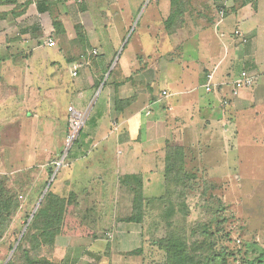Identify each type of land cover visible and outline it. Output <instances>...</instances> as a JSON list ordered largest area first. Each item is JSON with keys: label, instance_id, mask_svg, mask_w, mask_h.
I'll return each instance as SVG.
<instances>
[{"label": "crops", "instance_id": "0c3cea01", "mask_svg": "<svg viewBox=\"0 0 264 264\" xmlns=\"http://www.w3.org/2000/svg\"><path fill=\"white\" fill-rule=\"evenodd\" d=\"M145 1L0 0V80L5 82L8 106L12 102L9 108L16 98L28 97L20 90L25 88L23 83L34 84L43 99L48 83L52 88L59 78L68 82L62 77L65 73L73 74L77 84L74 89L67 85L63 92L70 91V104L87 108L95 100L90 118L98 121L93 127L89 122L91 133L82 137L90 152L67 163L69 174L54 187L61 189L58 185L63 183L62 191L74 196L75 209L84 205L91 213L105 209L115 213L103 222L106 231H91L86 237L58 236L52 264H120L124 258H128L125 264H142L138 252L144 242L143 223L127 221L134 209L135 184L130 179L142 180L145 201H162L166 146L210 145L212 130L222 121L218 106L226 114L228 107L238 111L250 101L262 104L264 0H147L139 17ZM179 6L182 13L175 26L177 21H171ZM128 37L116 69L96 97L101 87L96 89V81L114 64ZM50 39L54 47L48 46ZM216 46L220 52L215 54ZM77 63L89 68L77 70ZM190 63L203 69L193 81L185 71ZM234 66H241L236 77L246 70L256 73L258 82L259 73L263 89L232 98L236 78L231 92L226 89ZM117 99L126 103L119 112ZM225 99L228 105L223 104ZM100 143L103 148L96 154ZM159 167L162 172L156 174ZM155 190L159 195L147 196ZM73 238L92 241L80 243Z\"/></svg>", "mask_w": 264, "mask_h": 264}, {"label": "rangeland", "instance_id": "374dc122", "mask_svg": "<svg viewBox=\"0 0 264 264\" xmlns=\"http://www.w3.org/2000/svg\"><path fill=\"white\" fill-rule=\"evenodd\" d=\"M147 5L146 0L139 17ZM133 24L134 18L130 26ZM135 38L136 34L130 43ZM216 48L215 54L220 52L219 47ZM205 56H201L202 62ZM180 63L184 66L182 60ZM110 68L100 76L102 83L111 78V75L107 78ZM115 69L116 66L112 72ZM240 70L241 66L231 69L227 77L231 86L227 91L231 92L232 80L237 78ZM185 71L193 81L203 69L190 63L185 66ZM66 75L69 74L62 77L68 82L59 78L60 81L53 84L57 86L52 88V83H48L49 89L43 99L34 84L23 83L25 90L23 86L20 90L28 93V97L16 98L13 108H9L12 102L8 106L5 82L0 80V264H9L13 259L17 264L22 262L26 249L36 250L33 235L38 225L33 221L39 202L42 203L49 192L59 197L68 196L65 199L67 215L82 222L90 233L106 231L103 222L110 219L109 213H115L107 209L102 213L100 210L91 213L84 205L75 209L74 196L69 198V194L62 191L63 183L58 185L61 189L54 187L69 174L67 163L76 155L90 152V147L83 146L81 136L72 145L67 143L69 108L87 113L81 131L84 135L91 133L88 127L95 107V100L87 108L70 104V91L63 92L67 85L74 89L77 84L73 74ZM259 81L251 90L242 93H259L258 90L263 89ZM103 95L104 92L100 97ZM261 95H264L262 90ZM17 101L21 102L20 105ZM261 101L262 104L250 101V104L239 106L238 111L233 106L228 107L226 114L218 106L222 121L217 122L212 130L213 137L209 140L212 143L180 146L184 149L185 166L181 172L175 171V175L181 177L185 186L179 181L167 198L160 202L144 200L134 212V218H139L144 228V242L139 253L142 264H264V98ZM175 146L179 145L165 147L166 160L169 150ZM98 147L96 154L103 148L101 143ZM161 172L159 167L156 174ZM159 193L155 190L147 196ZM52 202L58 203V200L48 196L46 207ZM25 236L27 240L22 243ZM73 241L89 244L92 240L73 238ZM15 247L18 251L12 254ZM127 260L124 258V263L122 259L119 262L125 264Z\"/></svg>", "mask_w": 264, "mask_h": 264}, {"label": "trees", "instance_id": "16d2710c", "mask_svg": "<svg viewBox=\"0 0 264 264\" xmlns=\"http://www.w3.org/2000/svg\"><path fill=\"white\" fill-rule=\"evenodd\" d=\"M182 13V6H179L176 9V12L174 14V19L171 21L172 23L177 21L179 16ZM170 22V23H171ZM178 21L175 23V26H177ZM81 40L84 39V35L80 34ZM112 71L110 75L112 76ZM102 83V80L96 81V89L100 87ZM116 111H120L123 108H125L126 103L122 100H116ZM98 119L97 117L90 118V126L93 127L96 125ZM79 136L84 137V135L79 134ZM76 140L75 142H77ZM70 154V153H69ZM166 174H165V182H166V191L164 196L161 200L164 198H167L169 195L172 194L174 191L176 185L180 184L182 186H185L183 184V180L181 177H177L175 175V171L178 170L177 173L181 172L185 166V153L184 149L180 146L172 147L168 154H167V160H166ZM52 171V170H51ZM187 175V174H185ZM185 175L183 177H185ZM135 184L134 188V209L132 213V217H130L127 221L128 222H141L139 218H134V212L136 207L140 204V202L144 201L143 194H142V180L139 177H132L130 179ZM180 181V182H179ZM179 182V183H178ZM48 196H52L54 199L58 200V203H50L48 207H46V199ZM70 198V197H69ZM65 198H61L58 195L49 192L46 196V198L42 201L39 210L34 218V223L38 225V228L34 230V243L36 244V250L30 251L29 249H26L24 251V256L22 262H18L17 264H52L54 259V250L56 245V238L60 235L64 236H89L90 231L83 225L82 222L75 220L71 217H69L66 213L65 209ZM57 206L58 208H54ZM45 220H48L49 222L44 223ZM37 221V222H36ZM26 236L22 239V243L27 240ZM17 250V248L14 250V252ZM18 251V250H17ZM141 250H139L138 253H140ZM25 257V258H24ZM16 262L14 259L9 264H15Z\"/></svg>", "mask_w": 264, "mask_h": 264}, {"label": "built area", "instance_id": "2783aa9c", "mask_svg": "<svg viewBox=\"0 0 264 264\" xmlns=\"http://www.w3.org/2000/svg\"><path fill=\"white\" fill-rule=\"evenodd\" d=\"M78 3H81L82 0H77ZM241 33L239 31L236 32V35H240ZM49 47H54L56 44L55 42L50 39L47 42ZM94 55L97 54L96 51L93 52ZM89 64H85V66H88ZM84 65L77 63L75 64V68L81 69ZM256 79L255 77L249 72V71H242L239 76L234 81V87L231 92L232 98H236L240 95V93L248 88H251L255 85ZM207 91H211L212 88L210 85L206 86ZM163 97H167L168 93L166 91L163 92ZM229 101L226 100L223 102L224 105H228ZM69 114H70V123H69V135L67 137V143L68 145H72L77 138L79 137L80 132L83 129V126L86 123V117L87 113L77 110L74 107L69 108Z\"/></svg>", "mask_w": 264, "mask_h": 264}, {"label": "water", "instance_id": "95a60500", "mask_svg": "<svg viewBox=\"0 0 264 264\" xmlns=\"http://www.w3.org/2000/svg\"><path fill=\"white\" fill-rule=\"evenodd\" d=\"M128 40H129V37L126 39V41H125V43H124V45H123L121 51L119 52L118 56L116 57V60H115V62H114V64H113V66L111 67L110 71L108 72L107 77L110 75L112 69L115 67L117 61L119 60L120 54H121L122 50L124 49V47H125L126 43L128 42ZM103 86H104V83L101 85L100 89L98 90V92H97V94H96V97H98V95H99V93H100V91H101V89H102ZM47 190H48V189H47ZM42 198H43V197H42ZM40 204H41V201L39 202L37 208L40 206ZM37 208H36V210H37ZM36 210H35V212H36ZM35 212H34V213H35ZM23 233H24V232H23ZM21 238H22V236H21ZM21 238L19 239V241L21 240ZM15 249H16V247L13 249L12 254L14 253V250H15ZM12 254H11V256H12ZM11 256L9 257L8 261L11 259ZM8 261H7V262H8Z\"/></svg>", "mask_w": 264, "mask_h": 264}]
</instances>
